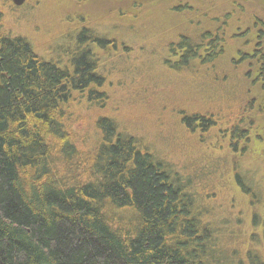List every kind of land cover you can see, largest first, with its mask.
<instances>
[{"label":"trees","instance_id":"16d2710c","mask_svg":"<svg viewBox=\"0 0 264 264\" xmlns=\"http://www.w3.org/2000/svg\"><path fill=\"white\" fill-rule=\"evenodd\" d=\"M140 3L136 0L126 13L137 16ZM206 17L207 27L215 26L216 34L209 27L198 41L182 36L179 43L171 44L172 53L179 56L171 68L206 71L211 67L216 72L223 56L218 42H236L238 37L226 35L235 25L228 22L231 16ZM256 27L255 22L249 29ZM86 39L92 47L95 43V52L109 44L82 31L78 51L61 66L40 58L28 40L10 37L0 26V264L227 263L226 252L217 259L215 239L202 222L204 213L195 210L193 195L146 145L120 130L113 117L98 115L94 119L97 142L81 148L70 108L81 98L91 108L107 102L96 54L80 45ZM244 42L241 37L237 47L234 43L237 58L225 64L240 68L241 86L251 75L240 67L252 58L240 53ZM251 63L261 70L252 82L260 94L245 106L250 93L244 89L243 104L219 107L224 119L238 118L241 112L232 111L251 107L254 101L264 109V82L259 83L264 60ZM222 76L220 83L226 80ZM180 114V123L189 131H195L196 125L206 131L218 123L198 114ZM247 131L235 126L232 136L246 137ZM260 222L264 235V218ZM255 249L235 264H264V243Z\"/></svg>","mask_w":264,"mask_h":264},{"label":"rangeland","instance_id":"374dc122","mask_svg":"<svg viewBox=\"0 0 264 264\" xmlns=\"http://www.w3.org/2000/svg\"><path fill=\"white\" fill-rule=\"evenodd\" d=\"M135 1L28 0L16 6L12 0H0V26L10 37L28 40L40 58L61 66L78 51L82 31L107 39V49L97 52L89 39L80 44L94 50L97 73L105 81L101 90L107 95L104 107L91 108L81 98L70 108L81 148L97 142L94 119L98 115L113 117L120 130L146 145L193 195L195 210L204 213L202 222L215 239L217 259L226 252L229 261L224 264L245 260L249 249L255 251L264 243L260 222L264 218V109L254 101L251 107L232 111L241 112L238 118L230 115L233 118L224 119L219 107L243 104L244 89L250 93L245 106L260 94L252 82L261 70L251 62L264 60V38L256 44L252 34L257 29H247L255 22L264 27V4L260 0H202V4L201 0H137L141 2L137 16L126 13ZM179 7L182 10L176 9ZM206 16H231L228 22L235 25L226 35L238 37L236 42H218L223 56L216 72L211 67L206 71L201 67L171 68L179 57L172 53L171 44L179 43L182 36L198 41L209 29L216 34L215 26L207 27ZM241 37L246 43L240 53L252 51L255 44L258 49L240 64L242 71H251L248 83L242 86L240 68L225 65L228 59L237 58L234 43L237 47ZM222 75L226 80L220 83ZM229 107L224 109L230 114ZM181 112L218 123L206 131L197 125L195 131H189L180 123ZM235 126L241 131L249 128V134L232 136Z\"/></svg>","mask_w":264,"mask_h":264},{"label":"flooded vegetation","instance_id":"af4514ba","mask_svg":"<svg viewBox=\"0 0 264 264\" xmlns=\"http://www.w3.org/2000/svg\"><path fill=\"white\" fill-rule=\"evenodd\" d=\"M28 1V0H27ZM26 1V2H27ZM25 2V3H26ZM257 23V27H258V22H256ZM260 23H262V22H260ZM256 27V28H257ZM247 30H250L249 28L247 29ZM245 32V31H244ZM256 34H254V36H252L253 37V39H254V42L256 43V44H261V42H262V40H263V38H264V27L263 28H261L260 26L257 28V32H255ZM253 35V34H252ZM261 39V40H260ZM256 44L253 46V48H252V51H250V52H248L247 51V54H249L251 57H253L256 53H257V51H258V49H256L255 48V46H256Z\"/></svg>","mask_w":264,"mask_h":264},{"label":"water","instance_id":"95a60500","mask_svg":"<svg viewBox=\"0 0 264 264\" xmlns=\"http://www.w3.org/2000/svg\"><path fill=\"white\" fill-rule=\"evenodd\" d=\"M27 0H12L16 6L23 5Z\"/></svg>","mask_w":264,"mask_h":264}]
</instances>
